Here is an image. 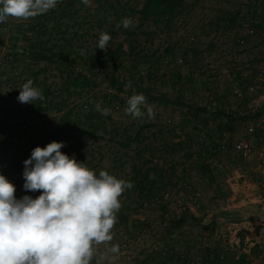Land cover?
I'll use <instances>...</instances> for the list:
<instances>
[{"label":"rangeland","instance_id":"rangeland-1","mask_svg":"<svg viewBox=\"0 0 264 264\" xmlns=\"http://www.w3.org/2000/svg\"><path fill=\"white\" fill-rule=\"evenodd\" d=\"M118 1L137 9L144 3V0ZM182 1L185 8L180 11L179 16L174 19L169 28L155 23L152 18L142 20L139 15L134 17V25L128 28L132 31L129 34L118 30L115 22H113L114 26H109L108 23L92 24L81 41L82 50H95L100 32L109 33L112 37L109 49L123 43L124 59L119 65L116 62H108L105 66L107 70L117 66L118 76L122 78L128 76L127 69L132 65L135 72L133 73L136 77L141 76L144 86L153 95L165 94L172 100L177 96L186 103L201 107L211 105L213 109L223 108L231 111L237 118L234 122L237 128L235 135L240 136L244 133L243 123L247 119L249 100L236 98L233 95V89L235 83L241 84V70L253 71L255 66L260 64L264 66V39L259 33L264 29V0ZM94 7L95 4L89 7V19L96 15ZM26 22L9 18L4 25L0 26V93L22 87L30 79L32 71L47 68L38 74L36 80L42 93L45 89L49 91L46 97L51 109L41 119L34 116L14 115V122L23 124L24 121L19 133H12L10 142L6 141L9 136L0 137L1 140L5 139L3 142L5 154L3 161L0 162V174L15 185L17 199L25 195L36 198L41 192L24 189V161L21 164V173L16 175L10 166V160L17 156L22 157L33 150L34 145L30 140L36 139L41 144L49 143L55 132L57 118L61 114L56 112L54 107L62 104L60 107L63 111L72 109L74 113L82 103L97 100L102 108H108L102 104V98L105 94L114 92L104 79V69L99 68V71H95L97 73L95 88L81 97L72 94L69 99H66L65 93H62V75L57 70V64L48 63L47 65L44 62H36L33 66H29L30 63L26 59L19 58L14 61L11 57L8 61L5 60L9 54V52L6 53L9 48L7 32L17 30L19 25ZM257 25L262 27L258 28ZM71 30L72 28L69 32ZM250 30L252 34L249 33ZM190 37H193L192 41ZM240 37L244 40L242 45L236 42ZM23 45L22 41L17 44L19 48ZM166 48H170V51L166 52ZM183 51L191 52L190 56L185 57L183 64H175L173 60L176 56L180 57ZM129 54H134L137 62L129 60ZM97 55V61L91 62L92 67L98 66V62L105 58L103 54ZM72 60L71 56L69 62L74 65L75 71L82 70L86 73L89 71L90 68L86 65L77 63V60L73 63ZM253 73L249 75L250 81ZM127 90L124 87V91L127 92ZM116 98L117 100H114ZM126 98L124 92H118L114 96V102L118 101L120 106L116 109L113 104L110 105V120L104 121L105 123L96 131L94 137L79 131L75 132L82 145V155L76 159L78 162H86L87 166L97 174L100 170H105L124 180L129 179L132 165L141 166L145 170L153 168L152 164L156 163L164 173L159 178L154 176L153 170H150V177L154 178L153 193L161 192L167 185L177 188L185 197L194 191L201 192L198 208L200 206L208 208L205 220L211 216L212 211L230 210L242 205L238 204L239 198L234 199L233 194L223 197V193H227L222 189L225 183L220 174L234 168H239L240 172L251 171L255 165V159L243 162L228 152H216L212 159L214 163H221L222 166L214 172L213 179L203 178L197 168L196 156L204 152L200 143V131L196 128L201 129V133L210 134L214 143L219 139L216 122L211 119L212 116L209 115L210 118H208L207 114L199 113L197 118L206 121L203 127L195 128L194 121L183 122L186 115L184 107H162L156 102L148 101L155 112L154 118L149 119L145 115L141 119H134L125 113ZM26 116L31 118L28 122ZM138 124L144 127L136 136L134 132ZM67 140L63 153L75 157L71 152L75 141L69 136ZM257 141H253V144L258 143L260 146L264 142V140ZM45 146L40 145L42 148ZM189 154L192 157H189ZM186 175L189 179L187 183L184 182ZM139 199L132 189L120 197L122 203L126 200L124 204L130 209V213L127 222L118 213V222L113 230V243L119 244L120 253L112 256L106 264H158L159 255L153 252L152 245L157 241L165 244L167 236L164 228L166 226H169L175 234L176 243L181 250L198 256L200 264H234L233 254L223 246L219 247V251L224 256L222 261H210L202 257L198 233L204 230L191 227L189 224L175 226V219L187 212H180L173 207L167 208L162 205L156 207L145 205L149 201L137 208ZM123 206L121 208H124ZM103 250L104 246L101 245L100 251ZM92 264H95L94 260Z\"/></svg>","mask_w":264,"mask_h":264},{"label":"trees","instance_id":"trees-1","mask_svg":"<svg viewBox=\"0 0 264 264\" xmlns=\"http://www.w3.org/2000/svg\"><path fill=\"white\" fill-rule=\"evenodd\" d=\"M93 4H95L94 8L96 9V15L95 17L91 16L89 19L88 13L90 11V6L84 5L81 0H60L57 6L46 14L28 20L26 23L19 25L17 27L18 29L15 31L10 30V32H7L9 48L6 50V53L9 52L8 55L12 57L14 61L19 58L28 60L30 63L29 66H33L36 62H44L47 65L48 63L57 64V70L60 71V74L62 75V93H65L66 99H69V96L72 94L81 97L95 88L97 86L95 80L97 73L95 70L102 68L104 69L103 76L108 83V87L114 90L113 93L105 94L102 98V104L106 105L108 108L112 104L113 107L116 104L120 106L118 101L114 102L117 98L113 100L118 92H124L127 98L132 95L133 92L143 93L147 97V101L156 102L162 107H184L186 109V115L183 122L188 123L194 121L195 128L204 126L206 120L203 121L197 118L199 113H204L208 116H212L211 119L216 122L215 127L219 135L222 132L232 133L234 131V122L237 118L234 117V113L231 111L224 110L223 108H214L213 110H210L207 109L206 106L201 107L193 103H186L181 97L177 96L172 100L165 94L153 95L151 91L144 86L141 81V76L136 77L134 74V66L132 65L127 69L128 76L122 78H119L118 76L117 66L107 70L105 66L108 62H116L117 65H119L123 61V43L117 44L113 49H108L104 53H102L100 49L89 51L83 50L86 55H81V41L92 24L100 25L102 23H108L109 26H114L113 22L118 25L123 17L134 18L136 15H139L142 20L152 18L155 23L169 28L174 19L179 16L180 11L185 8L182 0H144L143 5L139 9L120 3L118 0H90V5ZM109 17L112 18L111 22H109ZM2 25H4V23H0V26ZM256 27L261 28L262 26L257 25ZM70 28H72L71 32H69ZM117 28L127 34L132 32L125 29L122 25ZM19 41L24 42V45L21 46V48L17 46ZM165 51L169 52L170 48H166ZM185 51L179 55L183 58V62H185V57L190 56L191 54V52ZM99 53L101 55L103 54L105 58L98 62V66L96 65L92 67L91 62L97 61L98 58L96 57ZM71 56L73 63L77 60V63L89 67V71H87V73L82 70L75 71L74 65L69 62ZM128 58L132 62H137L134 54H129ZM175 59L173 61H175ZM46 69L47 68H42L32 71L30 79L33 81V86L38 87L36 80L37 76L41 71H45ZM128 81H131L132 87L125 92L124 87ZM20 88H17L16 90L10 89L0 93V137L4 135H6V137L9 136L6 139L7 142L11 141V134L15 132L19 133L22 125H24V121L23 124L20 122H14V115H27L28 117L34 116L41 119L42 117H45L46 112L51 109V105L46 97V94L49 92L48 90H44L43 101L37 100L31 104H23L17 100ZM38 88L40 89V87ZM127 98L125 100H127ZM96 101L82 103L74 113L72 109L63 111L60 107L62 104L55 106L54 110L61 114L57 118L58 121L54 128L55 132L49 143L53 141L63 142L64 145L67 146V137L69 136L75 141L71 152L74 153L76 159H79L82 155V145L75 132L79 131L84 133V135L94 137L96 131L105 123L104 121L110 120V115L101 116L99 111L95 109ZM210 116L208 118H210ZM28 117L27 119H31ZM242 119H244V117ZM137 127V130L134 132V135L136 136L144 125L138 124ZM196 130H199L201 135V129L196 128ZM219 135L218 137H220ZM18 136L20 135L18 134ZM4 140L5 139H0V162L3 161L5 154ZM30 142L34 145V148L37 146L40 147V145L43 146V144L47 145L45 143H39L36 139L30 140ZM200 143L202 144L204 154L196 156L197 168L203 178L213 179V177H215V168L210 167L207 160L212 158L216 153L215 149L217 143L212 142L210 134L206 133H204V137L200 136ZM65 146L62 148V152L65 151ZM31 151L22 157L17 156L13 159L11 158V162L9 161L10 166L16 175L21 173V164L30 157ZM189 157H192V155L189 154ZM152 165L153 168L151 167L145 170H143L141 166L132 165L131 167L132 173L128 181H131L134 184L132 190L140 198L138 200L139 203L137 204V208L142 207L146 201L151 200L170 186H165L159 193H153L154 178L151 179L150 173L153 170L152 172L154 176L161 178L164 171L161 170L156 163H153ZM226 195L227 194L223 193V197ZM124 203H126V200H123V203L121 200V204L124 205V208L120 209L119 215H122L124 217L123 220L127 222L130 209H128ZM206 209L208 208L200 206L194 212L181 214L175 219V226L177 225V227H180L189 224L191 227L199 230L212 231L225 223L257 221L264 216V209H262L260 205L253 203H245L230 210L212 211L211 216L207 220H204L207 216ZM141 225L144 224L141 223ZM172 226H174V224ZM166 230L168 233L172 232L169 226ZM176 263L177 262H174L170 257L159 255L158 264ZM177 264L186 263L178 262ZM239 264H243L242 261H240Z\"/></svg>","mask_w":264,"mask_h":264},{"label":"clouds","instance_id":"clouds-1","mask_svg":"<svg viewBox=\"0 0 264 264\" xmlns=\"http://www.w3.org/2000/svg\"><path fill=\"white\" fill-rule=\"evenodd\" d=\"M59 2L0 0V23L9 18L34 19ZM81 2L90 6V0ZM134 23V18L123 17L117 27L128 29ZM111 40L109 33L100 32L95 50L106 52ZM81 55L86 53L82 50ZM131 87L128 81L125 89ZM17 100L31 104L43 101L44 95L28 79L19 89ZM126 105L125 113L134 119L155 116L143 93L133 92ZM95 109L103 116L111 113L110 108H102L99 103ZM64 146L56 141L43 148L37 146L23 162V187L26 191H40L36 198L25 195L17 199L15 185L0 174V264H92L93 260L95 264H106L112 256L119 255L113 230L122 207L120 197L134 184L105 170L97 174L86 162L63 153Z\"/></svg>","mask_w":264,"mask_h":264},{"label":"built area","instance_id":"built-area-1","mask_svg":"<svg viewBox=\"0 0 264 264\" xmlns=\"http://www.w3.org/2000/svg\"><path fill=\"white\" fill-rule=\"evenodd\" d=\"M252 34L253 32H249ZM264 39V29L259 32ZM190 41L193 37L189 38ZM238 45H242L244 40L242 37L237 38ZM11 57L8 55L5 60ZM175 64H183V58L175 59ZM95 71H99L96 69ZM252 72L253 78L250 81L249 75ZM240 83H235L233 95L242 100L248 99L247 119L244 124L243 132L240 136L235 135L237 128H234V134L222 132L219 139L215 142L216 152H228L243 162H249L255 159V165L248 172H240L239 168L231 169L229 172L220 174L224 180L223 191L228 194L238 192L241 189L246 193L245 198L237 200L238 204L253 203L258 204L264 209V142L258 146L253 141L264 140V66H255L253 71L241 70ZM98 104V101H96ZM95 104V105H96ZM207 109L213 110L211 105L206 106ZM118 109L119 105L116 104ZM235 117V114H233ZM28 122L29 119H26ZM204 137V133H201ZM253 140V141H252ZM258 142V141H257ZM210 167L215 171L222 166L221 163H214L212 158L208 159ZM225 169V168H224ZM189 181L188 176L184 177V182ZM250 186H253V188ZM201 192L194 191L189 196L181 194L177 188L168 186L163 192L149 200L145 205L156 207L162 205L167 208H175L180 212H190L198 208L201 201ZM236 198V197H235ZM166 228L165 235L167 240L164 243L155 242L152 245L153 252L160 256L170 257L174 262H184L186 264H200V258L190 252H185L176 243L174 233H168ZM169 230V229H168ZM198 241L202 248V257L207 260L222 261L224 256L219 251V247L223 246L229 250L234 256V263L239 264H264V216L257 221L223 224L214 230L201 231L198 233Z\"/></svg>","mask_w":264,"mask_h":264},{"label":"crops","instance_id":"crops-1","mask_svg":"<svg viewBox=\"0 0 264 264\" xmlns=\"http://www.w3.org/2000/svg\"><path fill=\"white\" fill-rule=\"evenodd\" d=\"M253 188V186H250V188ZM233 190H238V192L236 191V192H233V195H234V199H235V197L237 198H239V200H242L243 198H245V196H246V193L247 192H245L244 190H243V187L239 190V189H234L233 188ZM205 220V219H204ZM235 264V263H234Z\"/></svg>","mask_w":264,"mask_h":264}]
</instances>
